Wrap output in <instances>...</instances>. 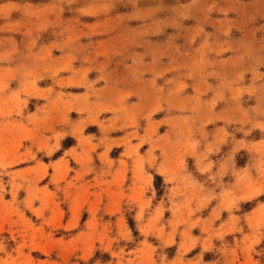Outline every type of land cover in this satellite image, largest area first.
I'll return each mask as SVG.
<instances>
[{
	"label": "clouds",
	"instance_id": "obj_1",
	"mask_svg": "<svg viewBox=\"0 0 264 264\" xmlns=\"http://www.w3.org/2000/svg\"><path fill=\"white\" fill-rule=\"evenodd\" d=\"M257 19L264 20V0H0V134L30 135L26 151H34L45 133L52 141L66 128L61 120L65 102L76 99L85 105L82 115L87 117L116 109L110 120L119 122L110 132L131 122L132 136L143 120L151 137V147L139 158H120L128 159L126 167L119 160L112 167L102 165L106 182L83 177L73 181L66 227L51 229L29 201L17 197L13 186L11 201L0 204V264H143L131 250L139 248L145 233L133 232L153 213L165 210L177 184L186 187L183 157L194 148L213 150L203 126L217 118L211 114L214 102L200 113L183 105L179 90L169 87L175 78H166L163 85L157 81L183 69L184 78L223 71L231 84L242 85L254 66L264 67V24L258 25ZM234 30L239 37L233 36ZM45 32L64 41L56 45L59 56L33 51ZM220 53L229 55L217 59ZM69 80L82 81L84 93L68 92ZM258 89L264 96V77ZM228 92L234 97L235 87ZM156 112L163 113L158 122L163 133L149 126ZM228 123L235 128L221 129V138L240 132L247 139L257 128L264 135V107L258 122L242 114ZM255 151V160L239 165L227 181V173L217 181L209 162L205 199L223 196L229 219L200 238L205 244L197 254L202 264H264V247L258 248L264 242V200L256 199L264 196V140ZM44 156L51 159L52 153L43 151ZM165 171L175 178L172 192L161 182ZM156 185L165 195L157 196ZM57 199L65 202L63 188L57 189ZM73 200L86 201L75 213H86V220L72 219ZM253 201L255 207L246 211L244 206ZM221 210L214 209L210 226L220 220ZM130 220L134 227H129ZM195 246V241L188 244ZM205 254L214 258L206 260ZM153 264H160L159 258Z\"/></svg>",
	"mask_w": 264,
	"mask_h": 264
},
{
	"label": "rangeland",
	"instance_id": "obj_2",
	"mask_svg": "<svg viewBox=\"0 0 264 264\" xmlns=\"http://www.w3.org/2000/svg\"><path fill=\"white\" fill-rule=\"evenodd\" d=\"M216 15L213 13L214 17ZM256 23L264 24V20L257 19ZM208 30L212 31L211 28ZM239 35L240 33L233 31L234 37ZM63 43V40L56 41L45 32L35 41L33 51L57 57L60 55V50L56 45ZM228 55V53H220L216 58L225 60ZM183 71L185 70L181 69L176 73L167 72L157 81V84L163 85L166 78H175L174 85L169 87L175 86L179 90L183 105L195 106L200 113L207 112L209 105L214 102L211 114L217 118L203 126V132L212 140L210 146L213 150L204 152L194 148L190 153L185 154L183 184L186 187L182 189L177 184L176 194L168 197L169 204L165 210L162 213H153L144 220L140 229L133 232L134 236L140 235V230L145 233L140 237L139 248L131 250L136 253L138 259L143 261V264H153L157 258L160 264H202L201 257L197 254L200 248L205 247V244L200 238L213 228H218L221 221L229 219L227 207H225L227 202L223 196H217L211 202L205 199L209 187L207 180L209 162L211 170L216 173L217 181L225 173L227 175H224L223 179L227 181L239 170V165L243 166L246 160H255V148L264 140V135L259 128L247 139L240 132H234L233 136L220 137L221 129L226 132L233 131L235 125L228 121L235 116L248 114L250 119L254 116L257 122L259 121V109L264 107V96L261 95L258 85L264 77V67L254 66L242 85L231 84V76L223 71H217L214 75L199 73L191 78H184L181 75ZM181 80L184 82L180 83ZM44 83L41 82V87ZM81 84L82 81L69 80L68 92L83 94L85 89L81 87ZM232 87H235L234 97L228 92V89ZM254 88L256 91L253 92ZM40 103L43 105V98ZM120 103L123 106V96ZM115 111L116 109H106L100 113L99 117H87L82 115L85 112V105L79 100L69 99L65 102V110L61 114V120L67 122L66 128L58 130L52 141H48V134L45 133L36 144V150L31 152L26 149L33 140L32 136L0 134V177L5 182V187L0 188V192H3L0 204L11 201L14 186L17 197L29 201L32 207L48 220L51 229L54 230L60 225L66 227L69 220L65 216V208L71 197L70 189L73 181L83 177L89 181L95 179L104 183L106 181L102 165L112 167L113 162L119 160L121 165L126 167L128 159L121 160V157L139 158L151 147V137L146 136L143 120L139 121L141 127L132 136L128 131L131 122L110 132L109 129L119 122L110 120ZM162 116L163 113L156 112L149 125L161 133L163 129L158 122ZM106 120L109 123H105ZM64 132L69 134L65 135ZM66 137L71 138L72 143L63 148L61 142ZM54 145H60V147L57 148ZM43 151L51 152V159L47 156L41 158L40 153ZM201 168L205 171H198ZM174 179L166 171L161 177L162 183H168L169 192L173 191ZM156 186L157 196L165 195L159 185ZM84 187L86 185L81 184V188ZM60 188L64 190L65 202L63 203L57 199V189ZM256 199L264 200V196ZM85 204L86 201L83 200L71 201L69 206L74 210L73 220H86V213L75 215ZM253 207H255V201L244 206L246 211H250ZM220 208L223 209L219 211L220 220L210 226L209 218L213 215L214 209ZM24 215L28 220L35 222L36 217L31 212H25ZM129 223V227L135 226L134 221L130 220ZM228 239L231 240V237ZM193 241L197 246L189 248L188 244ZM157 243L160 244L159 248H155ZM212 243L213 241H209L208 246ZM260 247H264V242L258 246ZM153 248H155L154 251ZM212 258H214L212 254H205L206 260ZM261 259L264 260V258Z\"/></svg>",
	"mask_w": 264,
	"mask_h": 264
},
{
	"label": "trees",
	"instance_id": "obj_3",
	"mask_svg": "<svg viewBox=\"0 0 264 264\" xmlns=\"http://www.w3.org/2000/svg\"><path fill=\"white\" fill-rule=\"evenodd\" d=\"M71 143H72V139L69 138V137H66V138H64V139L62 140L61 145H62V147L64 148V147L69 146Z\"/></svg>",
	"mask_w": 264,
	"mask_h": 264
}]
</instances>
